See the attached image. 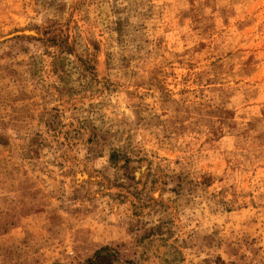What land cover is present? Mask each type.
<instances>
[{
    "label": "rangeland",
    "instance_id": "374dc122",
    "mask_svg": "<svg viewBox=\"0 0 264 264\" xmlns=\"http://www.w3.org/2000/svg\"><path fill=\"white\" fill-rule=\"evenodd\" d=\"M0 264H264V0H0Z\"/></svg>",
    "mask_w": 264,
    "mask_h": 264
},
{
    "label": "bare ground",
    "instance_id": "6f19581e",
    "mask_svg": "<svg viewBox=\"0 0 264 264\" xmlns=\"http://www.w3.org/2000/svg\"><path fill=\"white\" fill-rule=\"evenodd\" d=\"M78 179H81V176H79V178Z\"/></svg>",
    "mask_w": 264,
    "mask_h": 264
}]
</instances>
